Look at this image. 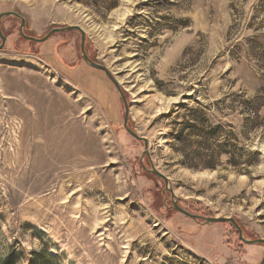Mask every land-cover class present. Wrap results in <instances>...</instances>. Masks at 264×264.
I'll return each instance as SVG.
<instances>
[{"label":"rangeland","instance_id":"rangeland-1","mask_svg":"<svg viewBox=\"0 0 264 264\" xmlns=\"http://www.w3.org/2000/svg\"><path fill=\"white\" fill-rule=\"evenodd\" d=\"M7 10L25 34L84 30L148 153L114 84L82 61L78 30L34 41L2 18L0 264H260L263 242L172 208L140 159L183 208L264 237V0H0ZM193 125L216 151L228 142L214 167L193 165ZM239 146L245 170L226 162Z\"/></svg>","mask_w":264,"mask_h":264},{"label":"water","instance_id":"water-1","mask_svg":"<svg viewBox=\"0 0 264 264\" xmlns=\"http://www.w3.org/2000/svg\"><path fill=\"white\" fill-rule=\"evenodd\" d=\"M15 15L16 17L19 18L20 20V25H19V33L20 35L24 36L27 39L30 40H34V41H43L46 40L47 38H49L52 35V32L54 31H67L70 29H76L79 31L80 33V44H79V48H80V54H81V58L82 61H84L85 63H87L89 66L95 68V69H101L102 71H104V73L106 74V76L110 79V81L114 84L117 92H119L120 98L122 100V104L124 106V113H123V117H122V121H123V126L125 128V130L130 133L131 135L135 136L136 138L140 139L143 141V155L147 154V138L145 136L139 135L137 134V132L131 128L128 125V117H129V106L126 100V96L124 91H122L121 86L119 81L117 80V78L112 74V72L110 71V69L101 62H96L93 59H91L89 57V55L86 52V49L84 48L85 45V39H86V33L84 32V30L78 25V24H67V25H55L52 26V28L47 31L46 33H44L41 36H34V35H28L25 34L23 32V28L25 25V20L24 17L21 16L17 11L15 10H7V11H2L0 12V24H1V19L6 17L7 15ZM5 38L6 36H4L2 30H1V26H0V47L3 46L4 42H5ZM141 161V165L143 167V169L148 170L149 172L155 174L156 176H158L159 178L161 177L162 179L165 180V189H167L169 191V193L171 194V206L172 208L178 209L180 212L184 213L185 215L192 217L193 219H201L203 222H220V220H226L229 221L233 224V226L235 227V229L237 230L238 236L246 243H255V242H263L264 243V237H255V238H251L248 239L245 236L242 235V229L240 224L238 223V221H236L232 216H224V215H220V216H213V215H201L199 213H194V212H190L189 210H187L186 208H183L178 202L177 199H174V194L171 191V187L168 185V179L167 177L158 169H156L154 167V165H151L150 167H148L147 165H144L142 163V159H140ZM260 264H264V253L261 257L260 260Z\"/></svg>","mask_w":264,"mask_h":264},{"label":"trees","instance_id":"trees-1","mask_svg":"<svg viewBox=\"0 0 264 264\" xmlns=\"http://www.w3.org/2000/svg\"><path fill=\"white\" fill-rule=\"evenodd\" d=\"M89 67H91V66H89ZM99 70H101V69H99ZM195 112H196L195 114L197 115L196 117H198V118H199V115L203 114L201 110H196ZM192 128L193 129H196L198 132H202L203 131V134L202 133L201 134L199 133L203 137V141H200L199 144H200V146H201V148L203 150L202 151L203 152V155L202 156L204 157V159L202 161H200V163H194L193 164L194 166L214 167L216 163L214 162L213 159L219 153H221V152L230 153V148H228V146H229L228 142H224V143L219 144L218 151L212 149L209 146V144H207L206 139H209V136L214 137V135H215L214 133H212L213 130L204 129V128H202L199 125H193ZM188 133L189 134H195V133H193V131L192 132H188ZM238 150L239 151L237 153H235L236 157L235 158L230 157L229 159L227 158L226 162H229L232 166L237 167L239 170H245L246 169V165L251 162L250 161L251 159L245 160V157L246 156H245L243 147L239 146ZM255 153H256L255 151H249L248 154H247V156L248 155H251V154L254 155ZM232 154L234 155V152ZM241 163H244V164H243L242 168H239V166H240L239 164H241Z\"/></svg>","mask_w":264,"mask_h":264},{"label":"flooded vegetation","instance_id":"flooded-vegetation-1","mask_svg":"<svg viewBox=\"0 0 264 264\" xmlns=\"http://www.w3.org/2000/svg\"><path fill=\"white\" fill-rule=\"evenodd\" d=\"M29 35V34H28ZM24 37V36H23ZM25 38V37H24Z\"/></svg>","mask_w":264,"mask_h":264}]
</instances>
